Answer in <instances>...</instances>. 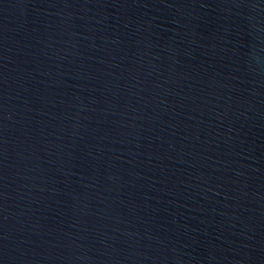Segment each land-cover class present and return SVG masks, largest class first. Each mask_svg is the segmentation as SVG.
Segmentation results:
<instances>
[{
  "label": "water",
  "instance_id": "water-1",
  "mask_svg": "<svg viewBox=\"0 0 264 264\" xmlns=\"http://www.w3.org/2000/svg\"><path fill=\"white\" fill-rule=\"evenodd\" d=\"M0 264H264V0H0Z\"/></svg>",
  "mask_w": 264,
  "mask_h": 264
}]
</instances>
